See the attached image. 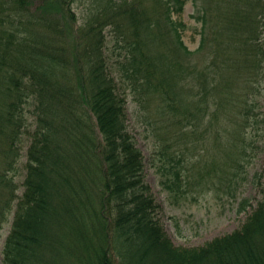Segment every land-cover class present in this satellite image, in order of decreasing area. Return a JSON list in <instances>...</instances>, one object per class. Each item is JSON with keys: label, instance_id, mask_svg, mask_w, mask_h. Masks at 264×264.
I'll list each match as a JSON object with an SVG mask.
<instances>
[{"label": "trees", "instance_id": "obj_1", "mask_svg": "<svg viewBox=\"0 0 264 264\" xmlns=\"http://www.w3.org/2000/svg\"><path fill=\"white\" fill-rule=\"evenodd\" d=\"M9 1V8L0 7V222L16 202L1 264H114L110 243L124 264H264V175L261 198L237 229L201 246L172 243L145 181L141 151L127 130L125 97L116 91L104 54V31L110 27L112 52L118 48L119 66L132 88L140 96L162 97L160 112L170 117L171 86L185 101L180 96L185 82L179 84L177 73L199 68L179 58L203 49L212 54L221 46L227 72L244 74V68L251 77L260 71L264 1L191 0L192 17L200 23L194 50L184 44V23L177 19L187 0H90L76 32L64 19L75 17L69 0H41L40 18L26 8L31 0H0V6ZM53 30L59 39L47 33ZM208 68L206 63L194 79L206 81ZM221 69L211 74L220 75L211 85L229 92L235 76L223 79ZM28 99L35 104V126L18 186L14 177ZM186 109L188 117L204 118L200 106ZM161 152L178 169L176 151ZM172 174L177 181L178 170Z\"/></svg>", "mask_w": 264, "mask_h": 264}, {"label": "rangeland", "instance_id": "obj_2", "mask_svg": "<svg viewBox=\"0 0 264 264\" xmlns=\"http://www.w3.org/2000/svg\"><path fill=\"white\" fill-rule=\"evenodd\" d=\"M40 2L41 0H31L26 6L35 18L41 17L37 10ZM69 2L75 17L70 19L67 14L64 19L70 21L72 32H76L88 16L90 0ZM12 4L13 1L3 2L0 7L9 8ZM192 14V1L187 0L180 16H173L184 23L180 29L181 37L189 50H194L200 39V23L195 21ZM42 20L45 22V19ZM58 23L62 25L61 21ZM260 25L261 32L263 29L261 41L264 46V20ZM47 33L59 39L54 30L53 33ZM79 33L81 35L80 30ZM104 34V54L108 72L116 84L117 93L125 97L127 130L141 151L144 178L159 205L158 217L166 235L175 246H201L213 237L237 229L262 195L264 63L260 71L249 77L246 76L244 68H241L245 71L244 74L233 69L227 72L228 63L221 46L219 49L214 48L212 54L208 53L210 50L203 49L204 53H193L189 59L179 58L182 65L199 63V68L187 67L182 73H177L182 76L179 84L183 85L185 82L180 93L185 101L183 104L179 101L177 89L171 86L173 94L170 103L174 115L168 117L159 109L160 105L164 104L162 97L160 99L148 95L140 96L141 92L132 88L131 79L119 66L122 56L115 54L118 48L115 47L112 52L111 44L114 43L115 33L107 27ZM85 39L84 37V41ZM64 44L70 51V45ZM166 63L171 64L169 60H166ZM206 63L209 64V68L204 70L206 81L194 79V75H197ZM220 68L223 79H232L235 76L229 92H220L211 85L212 80H219L220 77L211 74L220 72ZM202 84H205V87H202ZM34 105L32 99H28L24 104L27 126L20 136L21 157L19 170L14 177L18 186L24 178L23 165L30 140L29 132L35 126ZM195 106L201 107L204 118L188 117L186 107L194 111ZM162 144L164 149L160 150ZM166 147L170 153L176 151L180 156V163L175 164L178 169L161 156V151H165ZM172 170H178L177 181ZM166 179L167 182L164 183L163 180ZM166 183L170 188L166 187ZM21 191L22 188H19L16 194L20 195ZM15 202L16 200L0 222V264L2 245L11 226ZM108 250L114 264H124L113 243L109 244Z\"/></svg>", "mask_w": 264, "mask_h": 264}]
</instances>
